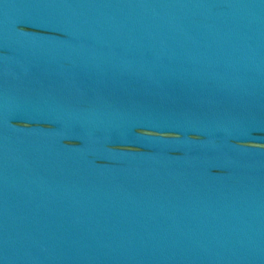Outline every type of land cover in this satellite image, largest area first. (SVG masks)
Returning <instances> with one entry per match:
<instances>
[{
  "label": "water",
  "instance_id": "1",
  "mask_svg": "<svg viewBox=\"0 0 264 264\" xmlns=\"http://www.w3.org/2000/svg\"><path fill=\"white\" fill-rule=\"evenodd\" d=\"M0 264H264V0H0Z\"/></svg>",
  "mask_w": 264,
  "mask_h": 264
}]
</instances>
